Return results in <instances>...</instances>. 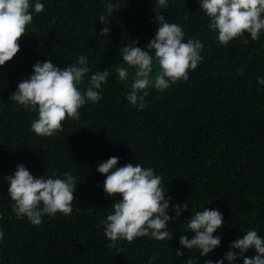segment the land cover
<instances>
[{"label":"trees","instance_id":"1","mask_svg":"<svg viewBox=\"0 0 264 264\" xmlns=\"http://www.w3.org/2000/svg\"><path fill=\"white\" fill-rule=\"evenodd\" d=\"M42 2L44 10L33 15L18 39V53L0 66V264H148L155 252L159 258L154 264H186L188 258L206 264L250 228L264 236V86L256 80L264 76V33L252 40L245 31L222 46L209 30L199 0H168L162 14L183 27L185 39L203 41V58L188 70V80L162 91L151 89L147 106L137 110L126 100L134 69H128V81L118 80L115 71L128 67L120 48L131 40L144 47L154 36L153 0H108L120 9L109 17L107 37L98 35L105 0ZM80 54L88 57L91 69L84 83L97 70L110 73L99 89L102 99L83 105L79 120L66 117L61 131L35 134L30 124L37 114L12 103L10 94L36 61L50 59L63 67ZM111 156L120 158L117 166L131 162L154 168L173 203L188 204L168 225L171 240L138 237L109 246L100 220L111 213L114 197L105 194V174L96 166ZM19 163L35 177L53 171L76 176L72 213L45 214L38 226L17 217L4 177ZM204 207L221 211L224 223L214 233L222 238L220 246L202 257L178 241L181 235H193L185 232L184 222L191 209Z\"/></svg>","mask_w":264,"mask_h":264},{"label":"clouds","instance_id":"2","mask_svg":"<svg viewBox=\"0 0 264 264\" xmlns=\"http://www.w3.org/2000/svg\"><path fill=\"white\" fill-rule=\"evenodd\" d=\"M153 5V22L157 24L154 36L144 47L138 46L137 40H131L130 44L120 48L122 60L128 67H119L115 71L118 80L128 81V69H134L126 100L137 110L147 106L145 98L151 89L162 91L178 80H188V70L195 69L203 58L200 55L203 41L194 37L185 39L183 27L169 22L162 14L161 9L168 8V0H153ZM104 6L106 11L98 15L104 26L98 35L107 37L111 30L109 17L120 9V4L105 0ZM44 7L42 0H0V66L18 53V39L26 32V25L32 23L33 15L41 13ZM199 9L208 18V28L217 34L216 40L222 46L243 36L245 31L252 40L259 39L264 33V0H199ZM32 68L27 78L18 82L9 100L37 114L30 128L39 136H51L61 131V122L66 117L79 120V109L83 105L102 99L99 89L110 75L106 68L97 70L84 83L85 76L91 72L88 57L84 54L63 67L46 59L36 61ZM256 80L264 86V76L258 75ZM119 159L111 156L96 166L97 172L105 174L102 183L105 194L114 197L111 213L100 220L103 232L111 242L109 246H114L118 240L131 242L138 237L171 240L173 232L168 230V225L189 209L188 204L173 203L163 177L156 174L154 168L131 162L117 166ZM4 179L8 183L7 195L13 201L12 211L17 217H26L31 224L38 226L45 214L55 216L60 212L68 216L72 213L78 183L70 172L58 175L53 171L35 177L23 163H19ZM97 185L101 186L100 182ZM0 219H3L2 215ZM184 222L185 232L190 231L193 235L191 238L187 235L179 237L183 249L198 250L200 256L205 257L220 246L222 238L214 233L224 223L221 211L208 207L203 210L192 208ZM3 238L4 231L0 229V241ZM250 250L255 254L246 255ZM176 254L181 256L183 253L178 248ZM158 258L159 253H153L148 264H154ZM205 261L206 264H225V261L227 264H264V236L250 228L230 241L229 250L221 257ZM186 264H197V261L188 258Z\"/></svg>","mask_w":264,"mask_h":264},{"label":"rangeland","instance_id":"3","mask_svg":"<svg viewBox=\"0 0 264 264\" xmlns=\"http://www.w3.org/2000/svg\"><path fill=\"white\" fill-rule=\"evenodd\" d=\"M155 71V70H154Z\"/></svg>","mask_w":264,"mask_h":264}]
</instances>
